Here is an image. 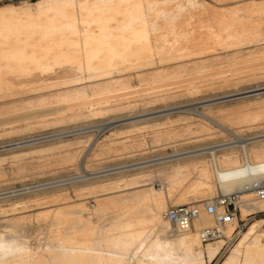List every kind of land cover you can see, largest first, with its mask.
<instances>
[{
	"label": "bare ground",
	"instance_id": "obj_1",
	"mask_svg": "<svg viewBox=\"0 0 264 264\" xmlns=\"http://www.w3.org/2000/svg\"><path fill=\"white\" fill-rule=\"evenodd\" d=\"M186 1L187 5L178 4L171 11L161 8L155 0H41L23 6H8L1 10L0 99L18 94L16 89L23 85V80L39 78L44 82L41 87L38 86L39 89L59 91L53 96L56 102L72 103L48 107L51 98H43L20 107L12 105L6 108L4 105L0 108V116L6 112L15 115L7 122L0 121V126L21 121L29 126L28 121L31 119H40V123L51 121L53 124H61L66 118L75 120L109 113L116 106L121 107L129 103L127 97L128 102H117L125 100L127 94L130 97V92H127L130 84L126 77L132 74L152 86L154 84L150 91L162 89L152 92L154 95L163 93L162 96H172L183 92L193 95L199 92L203 86L200 82L204 75L202 64H193L192 73L187 77L178 69L171 70L172 72L162 70L165 65L171 63L181 64L194 54L195 45L205 44L202 39L196 40L194 21L192 24L195 15L189 10L191 6L195 9L198 4L195 0ZM250 1L252 4L245 6L243 10L235 8L226 11L227 13L223 12L224 14H213L201 29L207 33L206 36L210 40L224 48L247 47L264 41V0ZM258 1L260 4H255ZM201 18L198 17V22ZM210 50L211 48H203L200 52L208 53ZM57 70H61L63 75L57 77L56 82L46 84L49 76L55 75ZM150 70L154 72L145 74ZM263 89L238 92L216 100L244 94L247 98L259 97L264 94L261 92ZM113 102L117 104L113 105ZM201 107L205 108L206 105ZM26 109L32 110L28 113L21 112ZM199 109L200 107L192 109L196 116L204 123L224 131L233 140L211 148L179 153L165 159H154L151 162L156 166L184 160L191 162L199 157L209 156L211 166L195 168V173L186 166L174 164L171 178L173 187H181L195 174V178L189 180L190 184L185 188L186 193L182 198L190 192L195 196H211L215 187L221 197L237 194V208L243 221L255 213L249 208L247 199L255 195L257 197L255 186L264 181V148H257L258 145L264 144V139L255 140L254 137L240 136ZM257 109L258 111L252 113L245 112L246 110L237 111L233 116L231 114L228 121L236 124H256L264 120V102L260 103ZM168 115L171 114L130 118L133 120L120 126L126 125L136 129L139 123L159 117L165 118ZM30 127L32 128L31 125ZM115 127L117 126L100 125L67 130L59 132L58 136L53 135L49 140L20 141L0 153L50 142L53 143L51 146L12 154L9 159L22 160L53 151L61 152L70 144L54 143L64 142L66 137L82 139L75 143L83 144L82 135L91 133L92 129L96 128L103 133ZM237 150L240 158L236 155ZM6 159L7 157L0 158V167ZM150 166L129 165L110 170L104 176L146 169ZM81 174L79 178L83 181L96 179L101 173H88L82 169ZM142 177L141 174H133L85 185L80 191L101 192L104 193L102 196L106 197L104 200H98L95 210L85 215L82 214L86 210L85 206L74 204L41 214V218L50 220L45 250L35 254L24 244L13 246L14 242L0 239V264H211L215 261L221 254L226 240L208 243L202 249L200 238L201 230L214 226L213 217L202 212L194 223V229L184 234L170 235L176 239L168 240L164 237L165 230H173V227L164 218L167 210L163 200H152L149 191V194L146 191L133 192L135 187L142 183ZM126 188L132 189L123 191ZM119 190H122V193H130L116 196L121 193ZM37 197L18 203L13 209L27 207L25 205L29 203L37 207H50L51 203L60 199V194ZM240 198L244 200L243 205H240ZM205 201L208 200L196 202L195 206L201 207ZM183 204L192 205L186 202ZM53 205L57 207L56 204ZM256 208L264 212V201L259 199ZM263 223L250 225L222 264H264V232L261 231ZM237 225L235 221L227 228L225 235L228 239Z\"/></svg>",
	"mask_w": 264,
	"mask_h": 264
},
{
	"label": "rangeland",
	"instance_id": "obj_2",
	"mask_svg": "<svg viewBox=\"0 0 264 264\" xmlns=\"http://www.w3.org/2000/svg\"><path fill=\"white\" fill-rule=\"evenodd\" d=\"M38 1L41 0H0V11L8 6H23L25 4L37 3ZM195 1L199 7L195 6L194 9V7L191 6L189 9L192 11L191 13L195 15L194 19H192V24L193 21L194 24H197L198 17L199 19L202 17L197 24L198 26L194 24L193 26L197 31H195L196 40L200 41L202 39L201 41L205 44L203 46L195 45L194 54L185 59L181 64L172 65L171 63L170 65H165L162 70L172 72L178 69L184 72V75L187 77L192 73L193 64H202L204 75L200 79V82H202L201 85L203 86L199 92L193 95H188L186 92L172 96H162L163 93H155L154 95L152 92L157 90L161 91L162 89L157 88L150 91L151 88L155 86L154 84L152 86L149 82H144L142 79L137 78V75L132 74L126 77L127 82L130 84V88L127 92H130V97L133 96L131 97L132 99H130V97H128L129 94H127L125 100L117 102L123 103L129 98L130 104L128 103V105L126 103V106L123 105L121 107L116 106L113 108L114 110L109 113L94 117H81L83 119L78 118L75 120L66 118L61 124H53L51 121L40 123V119H35L36 121L31 119L28 122H30L32 128L30 125H26V122L24 121L6 126L2 125V127L0 126V146L19 143L20 141L43 135L67 132V130L82 129L84 127L100 125L117 126L110 131H105L102 136L98 135L96 128L92 129L91 133L82 135L81 138H83V144H76L75 142L82 139H73L74 137H66L63 139L66 141L61 143L55 141L57 142L54 143L56 145L70 144L65 150H61V152L53 151L40 156H29L22 160L9 159L12 154L51 146L53 144L51 142L49 144L36 143L33 146L18 149L14 152H1L0 158L7 157V159L0 167V239H3V241L5 240V242H14L13 246L24 244L30 247L35 254H40L46 248L50 231L48 228L50 220L41 218V214H46L57 208H65L71 205L74 206L75 204V206H85L86 210L82 214L87 215L89 212L97 208L98 200H104L106 197L102 196L104 193L101 192L80 190L84 188L85 185L87 186L88 184L95 182L115 180L122 176L141 174V176H143L141 178L142 183H140L138 187H135L136 190L133 192L149 191V196H151V199L153 198L152 200H163L162 202L165 204L166 210L171 206L185 205L183 204L185 202L195 205L196 202L203 199L211 200L219 196L220 192L215 187L211 196H195L190 192L185 198H182V195L186 193L185 188L190 184L189 180L195 178V174L191 175L189 180L187 179L181 187L175 188L171 183L173 168H175L174 164L179 163L182 166L188 167L192 173H195V168L205 165L211 166V158L209 156H202L194 159L195 161L191 160V162L190 160L187 162L184 160V162L178 161L156 166H153V162L150 161L149 163L145 162L140 165H151L146 169H137L110 176H100L91 180L77 181L75 179L76 177L81 176L82 169L86 170L88 173H96L117 166L125 167L124 165L158 158L163 154H169L171 156L179 153L211 148L233 140L232 137L224 131L222 132L220 129L204 123V121L196 116L195 112L192 110L195 107H200V112L207 114L215 120H219L230 130L239 133L240 136H251L254 137L255 140L264 139V120H260L253 125L236 124L235 122L228 121L231 114L233 116L237 111L241 112L243 110L242 112H244L246 110L245 112L250 113L258 111L257 108L260 106V103L264 102V94L259 97L248 98L247 95L244 94L245 96L238 95L216 100L217 98L229 96L238 92H247L255 90L256 88H264V41L248 45L247 47L241 46L242 48H224L210 40L208 36H206L207 33L201 29V26L206 25V21H208L207 19H211L213 14H224L226 11L229 12V10L231 11L235 8H241L243 10L245 6L252 4V2L250 0ZM155 2H158V5L160 4L161 8L171 11L178 4H186L187 1L155 0ZM255 4L260 3L258 1ZM189 7L190 6H188V8ZM180 19H182V17H180ZM201 21L203 22L201 23ZM203 48H211V50L208 53H202L200 51ZM152 72H154V70H150V72H146L145 74H151ZM62 75L63 72L57 70L55 75H50L49 81L45 83L56 82V78L61 77ZM42 82L43 79L39 78L23 80V85L16 89V93L18 94L0 99V108H3L4 105L6 108L12 105L20 107L30 102H37L43 98H51V104L47 105L48 107H54V105L59 106V104L68 105L72 103L68 102L67 104V102H56L53 96L58 94L59 91L39 89V87L44 84V82ZM62 90L64 91V89ZM147 93H149V95L150 93L152 94L149 96ZM145 94H147V96ZM117 103L113 102L112 104L114 105ZM204 105H206V107L202 108L201 106ZM35 109L38 108H34V110ZM31 110L32 109L21 110V112L28 113ZM167 114L171 115H168L165 118L159 117L147 122L139 123L136 129L126 125H123L124 127L120 126V124L122 125L133 120L130 118L144 115L146 116L145 118H150ZM13 115H15V113L6 112V114L0 116V121L7 122L13 117ZM51 123L52 125H50ZM156 125H158V127H156ZM67 140L69 141L67 142ZM162 145L164 146L160 147ZM73 148L75 149L72 150ZM257 148H264V144L262 146L258 145ZM235 152L240 158L239 151L237 150ZM82 158H84L83 164L80 165ZM131 189L132 188H126L123 189V191ZM152 190L153 193L151 194ZM121 191L119 190V192ZM128 193L130 192H121L116 194V196H123ZM52 194H60V199L51 203L52 205L56 204V208L54 205H50V207L43 206V208L29 203L30 205H25L27 207L18 205V207L20 206L19 208L13 209V206L20 202H25L33 198L36 199V196H38L37 198H42L46 195L50 196ZM247 202L250 205L249 208L253 209L255 213H252L243 220V225L245 226L243 232L237 234L231 242L226 241L221 254L211 264H222L230 255L238 241L242 238L243 234L249 229L250 225L256 222H264V212H260L259 209L256 208L257 202H259L256 195L247 199ZM243 204L244 200L241 199L240 205ZM240 217L239 214V221L241 220ZM212 223L214 225L213 218ZM261 231L264 232V223L262 224ZM171 232V229H166L164 237L168 238V240L176 239V237H170V235L173 236ZM205 246L206 245L202 244V249Z\"/></svg>",
	"mask_w": 264,
	"mask_h": 264
},
{
	"label": "built area",
	"instance_id": "obj_3",
	"mask_svg": "<svg viewBox=\"0 0 264 264\" xmlns=\"http://www.w3.org/2000/svg\"><path fill=\"white\" fill-rule=\"evenodd\" d=\"M96 132L100 136L104 135L105 133V132L101 133L98 130H96ZM53 135H57V134L43 135V136H39L36 138H29L25 141L32 142V140L34 141H44L47 139L49 140V139H52ZM14 146L15 145H12V144L0 146V151L4 150L5 148L7 149L10 147H14ZM163 146L164 145L160 147H163ZM169 156H170L169 154H163L159 156L158 158H153V159L138 162V163L135 162V163L124 165V166L134 165V167H139L145 162L149 163L150 161L154 159H165ZM83 159L84 158L81 159V162H80L81 165L83 164ZM120 167H123V166L113 167L112 169H107V170L96 172V173H101L100 176H104L106 172H110V170L120 168ZM79 177H76L75 179L76 180L80 179ZM255 191H256L257 197L260 200L264 201V181H262L261 183L255 186ZM238 200L239 199H238L237 194H231L229 196H222V197L217 196L214 199L205 201L202 203L201 207L195 206V205L171 206L164 213V218L173 227L171 234L180 235V234H184L194 229L195 221L198 220L201 216V213L204 212L208 216L213 217L215 224L213 227H208L200 231V238H201L202 243L206 245L208 243H214L219 240H226V241L231 242L236 237L237 234L243 232L244 227H245L243 225V221L242 220L239 221L240 212L237 208ZM235 221H237V224H238L237 228L232 233L231 238L228 239L225 235V232L227 228L230 225H232Z\"/></svg>",
	"mask_w": 264,
	"mask_h": 264
},
{
	"label": "water",
	"instance_id": "obj_4",
	"mask_svg": "<svg viewBox=\"0 0 264 264\" xmlns=\"http://www.w3.org/2000/svg\"><path fill=\"white\" fill-rule=\"evenodd\" d=\"M261 92H264V89Z\"/></svg>",
	"mask_w": 264,
	"mask_h": 264
}]
</instances>
